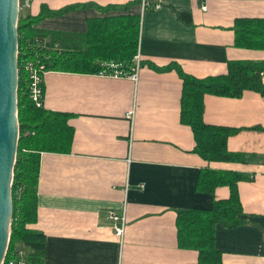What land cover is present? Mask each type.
<instances>
[{"label": "crops", "instance_id": "obj_1", "mask_svg": "<svg viewBox=\"0 0 264 264\" xmlns=\"http://www.w3.org/2000/svg\"><path fill=\"white\" fill-rule=\"evenodd\" d=\"M149 1L159 6L32 0L22 10L31 17L43 10L35 27L48 33L82 34L95 18H140L136 80L58 70L43 75V106L68 113L73 136L68 151L40 154L37 219L27 227L45 236L42 264H198L196 250L178 246L177 214L208 209L230 193L225 184L213 193L198 190L206 168L253 176L237 182L244 220L234 227L216 224L215 247L222 264H264V96L250 90L238 98L204 96L207 124L238 129L227 138L228 150L256 157L248 163L206 161L194 152L192 130L180 120L181 78L150 66L176 63L204 78L225 73L228 60H264L263 49L235 46L233 29L238 18L264 19V0ZM129 2L135 3L128 10L100 9ZM46 38L52 39L50 33ZM124 205L120 239L111 213Z\"/></svg>", "mask_w": 264, "mask_h": 264}, {"label": "trees", "instance_id": "obj_2", "mask_svg": "<svg viewBox=\"0 0 264 264\" xmlns=\"http://www.w3.org/2000/svg\"><path fill=\"white\" fill-rule=\"evenodd\" d=\"M146 1L149 5L154 4ZM134 3L113 4L100 9L128 10ZM64 11L61 9L52 13ZM44 15L43 10L37 17L23 15L22 10L18 14L19 137L11 185L13 210L9 242L2 264L22 248H28L27 264H42L45 236L41 231L27 227L37 219L40 154L68 151L73 136L68 113L37 107L29 98L21 61L31 59L43 64L46 70L75 73H97L103 68L102 62L122 64L125 70H129L138 49L139 15L121 14L90 19L85 33L49 32L50 40H46L48 32L35 27ZM180 18L190 21L187 13H181ZM233 29L235 46L264 50V19L238 18ZM150 66L156 70H174L181 78L180 120L192 130L195 153L206 161L248 163L256 159L255 154L228 150L227 138L238 129L207 124L203 120L204 96L238 98L248 90L264 96V60H228L225 73L204 78L185 73L176 63L164 67ZM252 177L238 171L210 168L202 171L197 185L199 191L213 193L216 186L225 184L229 186L230 193L226 199H213L208 209H186L177 214L178 246L196 250L198 264H222L221 251L215 247V226L234 227L244 220L237 182Z\"/></svg>", "mask_w": 264, "mask_h": 264}, {"label": "water", "instance_id": "obj_3", "mask_svg": "<svg viewBox=\"0 0 264 264\" xmlns=\"http://www.w3.org/2000/svg\"><path fill=\"white\" fill-rule=\"evenodd\" d=\"M17 20L18 0H0V264L9 242L11 185L19 137Z\"/></svg>", "mask_w": 264, "mask_h": 264}, {"label": "built area", "instance_id": "obj_4", "mask_svg": "<svg viewBox=\"0 0 264 264\" xmlns=\"http://www.w3.org/2000/svg\"><path fill=\"white\" fill-rule=\"evenodd\" d=\"M32 0H18L21 10L29 8ZM145 6H150L146 0H142V9ZM159 4H154V8L158 7ZM202 10H206V5H202ZM103 68H101L96 74L100 76H113V77H130L134 80L138 77V71L140 67V55L139 52L134 56L131 67L129 70H125L122 64L118 63H107L102 62ZM26 91L28 92L29 98L34 102L37 107L43 106L44 90L42 86L43 75L47 71L43 64L32 61L31 59H26L20 63ZM132 115V114H131ZM126 209L125 205L122 207L121 211L118 213H111V218L116 223L114 225L115 234L120 237L124 235L125 219H126ZM4 261V259H3ZM3 263V262H2ZM5 264H27L26 252L22 249H18L14 256L7 259Z\"/></svg>", "mask_w": 264, "mask_h": 264}, {"label": "bare ground", "instance_id": "obj_5", "mask_svg": "<svg viewBox=\"0 0 264 264\" xmlns=\"http://www.w3.org/2000/svg\"><path fill=\"white\" fill-rule=\"evenodd\" d=\"M19 10H21V8H20V5H19V3H18V14H19Z\"/></svg>", "mask_w": 264, "mask_h": 264}]
</instances>
